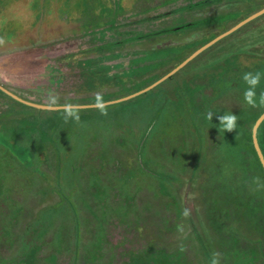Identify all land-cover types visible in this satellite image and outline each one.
Returning <instances> with one entry per match:
<instances>
[{
	"label": "rangeland",
	"instance_id": "374dc122",
	"mask_svg": "<svg viewBox=\"0 0 264 264\" xmlns=\"http://www.w3.org/2000/svg\"><path fill=\"white\" fill-rule=\"evenodd\" d=\"M201 1L0 0V83L43 104L53 91L60 105L94 104L97 92L115 100L152 79V52L184 58L217 33L105 46L120 32L215 15L231 28L264 7ZM248 23L155 90L107 104V115L79 108V123L65 122L63 108L41 112L0 91V264H211L214 251L220 264H264L256 154L241 130L206 119L228 109L247 121L261 109L241 91L212 88L215 71L260 67L257 95L264 91V14ZM233 142L240 153L221 146Z\"/></svg>",
	"mask_w": 264,
	"mask_h": 264
},
{
	"label": "trees",
	"instance_id": "16d2710c",
	"mask_svg": "<svg viewBox=\"0 0 264 264\" xmlns=\"http://www.w3.org/2000/svg\"><path fill=\"white\" fill-rule=\"evenodd\" d=\"M211 2H213V0H204V1H201L200 3H198V4L199 5H204V4H208V3H211ZM228 23H229V17L227 15H215V16L199 18V19H195V20H191V21L180 22L178 24H175V25H172V26H169V27H165V28H161V29L154 30V31H149V32H139V33L138 32H134V33L130 32L129 34H127V32L126 33H123V32L121 33L120 32V36H119L118 39H115V40H113L110 43H106L105 46L109 47V46H113V45L120 44V43H127V42L133 41V40L146 39V38H155V37H158V36L164 35V34H174V33H179V32L186 31V30H196V29H201V28H215L216 31H217V33L215 34V37H216L220 33H222V32H224V31L229 29L230 25H228ZM207 42L208 41H206V43ZM202 45L203 44H198L199 47L202 46ZM197 47L193 48L191 53H193L196 49L199 48V47L198 48ZM213 48H214V45L211 46L210 48L206 49L205 51H203L194 60H192L185 67L180 69L177 72V74L180 73L181 71H183L184 69H186L187 67H189L190 65H192L201 56H203L204 54H206L208 51H210ZM178 51H180V50L176 51L173 48H166V49H160L158 51L152 52V55L155 56V57H158V60H159L158 62H155L156 63V64H154L155 66L153 68H151L152 70H154L156 72L152 74V76H151L152 79L149 82H147L146 84L141 85V86L133 89L131 91V93H134V92H136V91H138L140 89H143L144 87H147L148 85L152 84L153 82H155L156 80H158L159 78L164 76L166 73H168L171 69H173L176 65H178L181 61H183L186 57H188L191 54L190 53L188 56H186L184 58H180V53H178ZM174 60H176L177 62L174 65H170L171 62L174 61ZM259 68L260 67L252 69V68H249V67L247 68V67H241V66H228V69L227 70L225 69L221 73H220V71L219 72L215 71V74H213V77L215 78V83L213 84V87H212L214 94L222 96L223 94H227V92H229L231 90H237V91H241V92L244 93L245 89L248 86L242 79L243 74L246 73V72H257V71H260ZM174 76L175 75L170 76L169 79H172ZM158 86L159 85L154 87V89H152L151 91L155 90ZM258 87H260V85ZM0 91L3 94H5L6 96H8L2 90H0ZM151 91H148V92H151ZM148 92H144L142 94H147ZM131 93H129V94H131ZM124 96H126V95H124ZM113 98L115 99L116 97H110V99H113ZM107 100H109V98ZM21 104H23V105H25L26 107H29V108H33V109H36V110H41V112H46L47 111L46 109H40V108L32 107V106L26 105V104H24L22 102H21ZM219 108L222 109L221 106ZM226 110L227 111H225V112L224 111H220V110H216V111L211 110V111L217 113L216 115H222L223 113H227L228 112V109H226ZM263 111H264V108L259 109L258 114L255 115L251 120L245 121V120H243V118L238 119V124H237L236 130H241L242 135L244 134L243 135L244 137L241 136V138H243L244 144L247 145V146H250L252 148V150L254 151V153L256 154L257 161H258V163L260 165V168H261V171L263 172V175H264V169H263V166H262V164L260 162V159L258 157L256 149L254 147L253 138H252L253 125H254L255 121L257 120V118L261 115V113ZM216 115H214V117H216ZM218 122L219 121L216 120L215 124L218 123ZM218 125L219 124H217V126ZM258 139H259V143L261 145V148H262V150L264 152V121L259 127ZM235 142H233V143H225V144H222L221 146L226 148V150L228 152L232 151L233 153H237L238 154V153H240L239 150H241V149L236 150L237 146H236ZM201 156H202V154H201Z\"/></svg>",
	"mask_w": 264,
	"mask_h": 264
},
{
	"label": "clouds",
	"instance_id": "9594fccd",
	"mask_svg": "<svg viewBox=\"0 0 264 264\" xmlns=\"http://www.w3.org/2000/svg\"><path fill=\"white\" fill-rule=\"evenodd\" d=\"M4 43L3 39H0V45ZM262 78L261 72H246L243 74L242 79L247 84V88L243 93L244 103L251 108H264V91H261L257 95V87L260 85ZM60 105V96L58 93L49 92L47 98V107L56 108ZM94 106L100 111L101 115H107V102L103 99L102 93L97 92L95 94V103ZM64 112V120L68 122L70 119L75 122H80V109L77 105L72 103L65 102L62 105ZM217 113L213 111H208L206 113V119L209 121L213 120L214 115ZM216 118L219 121V131L222 129L224 132H232L236 130L239 117L233 114L231 111L223 113L222 115H216ZM189 214L188 210L185 209L184 215ZM222 254L220 252L214 251L212 253L211 264H220Z\"/></svg>",
	"mask_w": 264,
	"mask_h": 264
},
{
	"label": "water",
	"instance_id": "95a60500",
	"mask_svg": "<svg viewBox=\"0 0 264 264\" xmlns=\"http://www.w3.org/2000/svg\"><path fill=\"white\" fill-rule=\"evenodd\" d=\"M263 14H264V7L261 8L260 10L256 11V12H254L253 14L247 16L246 18L242 19L241 21L236 23L234 26H232L228 30L220 33L219 35H217L216 37H214L213 39H211L207 43H205L202 46H200L193 53H191L188 57H186L183 61H181L178 65H176L173 69H171L168 73H166L164 76H162L161 78H159L158 80H156L152 84H150L147 87H144L143 89H140V90H138V91H136L134 93H131L129 95L123 96V97L115 99V100L107 101V104L128 100L130 98H133L135 96H138V95H140V94H142L144 92H147V91L151 90L152 88L156 87L157 85H159L161 82H163L164 80H166L170 76H172L175 73H177L180 69H182L184 66H186L191 60H193L195 57H197L201 52H203L204 50H206L207 48H209L210 46H212L213 44H215L216 42H218L222 38L230 35L231 33H233L234 31L238 30L239 28H241L242 26H244L248 22L254 20L255 18H257V17H259V16H261ZM0 89L3 92H5L6 94H8L9 96H11L12 98H14V99L26 104V105L32 106V107H36V108H40V109H49V110L62 109V105L61 106H57L56 108L53 109V108L47 107V104H43V103H38V102L27 100V99L17 95L16 93L11 91L10 89H8L2 83H0ZM77 106L79 108L94 107V104H80V105H77ZM263 121H264V111L257 118V120L255 121V123L253 125L252 138H253L254 147L256 149V152L258 154V157H259L260 162H261V164L263 166V169H264V152H263V150L261 148V145H260L259 139H258V130H259L260 125L263 123Z\"/></svg>",
	"mask_w": 264,
	"mask_h": 264
}]
</instances>
